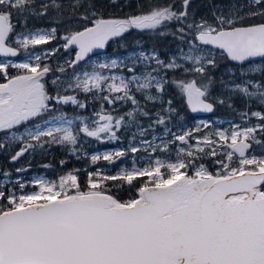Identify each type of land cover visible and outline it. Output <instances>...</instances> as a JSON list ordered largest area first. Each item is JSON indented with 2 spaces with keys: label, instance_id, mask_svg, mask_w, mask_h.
<instances>
[{
  "label": "snow or ice",
  "instance_id": "snow-or-ice-1",
  "mask_svg": "<svg viewBox=\"0 0 264 264\" xmlns=\"http://www.w3.org/2000/svg\"><path fill=\"white\" fill-rule=\"evenodd\" d=\"M191 4L149 3L137 14L106 18L96 0H0V56L27 55L26 62H0V156L16 163L58 145L79 160L88 156L87 138L116 142L121 130L131 132L128 147L93 153L89 162L115 166L133 156L131 167L114 173L83 170V184L79 168L33 180L32 191L20 179L10 188L0 184V264H264V111L239 113L256 118L251 126L221 129L200 120L179 133L168 127L180 116L174 100L191 113L235 111V99L264 109V0L227 11L214 5L211 20L197 19ZM109 7L122 5L109 0ZM34 18L55 26L29 29ZM132 30L171 36L175 48L165 58L155 46H141L126 59L89 63L96 50ZM57 39L60 46L35 51ZM61 48L74 56L57 65L62 75L52 79V94L46 77L54 70L45 61ZM215 50L234 62L219 78ZM89 97L99 102L90 117L62 110L87 109ZM158 126L170 139L146 138ZM174 144V160L152 158L170 156ZM140 152L148 154L146 166H137ZM11 176L0 169V177Z\"/></svg>",
  "mask_w": 264,
  "mask_h": 264
},
{
  "label": "trees",
  "instance_id": "trees-1",
  "mask_svg": "<svg viewBox=\"0 0 264 264\" xmlns=\"http://www.w3.org/2000/svg\"><path fill=\"white\" fill-rule=\"evenodd\" d=\"M63 2L65 4H67L69 2V0H63ZM119 2L121 3L122 7L121 8H115V7H109V0H96L97 6L100 7L102 9V11L104 12L105 17L107 18L108 16H116V17H120L123 18L126 15H130V14H137L140 10V6H147L149 3H171L172 0H119ZM177 7L179 6L180 0H175ZM247 0H192V4L190 6V11H192L193 9L196 10V18L199 19L201 16H205L206 18H208L209 20H211V8L214 5H220L221 7H223L225 9V11H227L228 7L231 6L232 4H235L237 6L241 5V4H246ZM248 9L245 8L244 11H247ZM51 26H55L54 24H52L51 21L46 20V19H30L29 23H28V28L29 29H37V28H43V29H48ZM18 31L20 30L19 28L17 29ZM63 34V28H61L59 30L58 35H62ZM137 41L140 42V45H137ZM63 43L62 40H53L51 43L46 44V45H40L37 46V48L35 49V51H41V50H47V49H52L55 47L60 46ZM143 47L145 50L152 48L153 46H155L156 48L159 49L161 57L165 58L166 54L169 53L171 50H174L175 48V41H173L172 37H166L164 39H158L154 36V34L149 33V32H139L137 30H132L129 33H125L123 37H118L114 40H112L106 47L105 51L102 53V55L105 54H109V55H116V56H121V57H126V55L130 52H134L137 49H140V47ZM31 50V49H30ZM216 51V50H215ZM217 52V56L216 59L220 64L219 69L216 71V76L217 78L220 77L221 73H224L228 68L232 67L233 64H231L230 62H228L222 55H219V51ZM72 56H74V53L70 56L69 53L64 52V50L61 48L60 51L53 57L49 58L48 60H46L45 62L48 63L52 68H53V73H50L47 77H46V82H47V86L49 91L52 94H55V86L52 85L51 81L52 79H54L55 75H62L58 72L55 71V69L57 68L58 64H63V61L65 59H70L72 58ZM97 56H93L91 57V61L89 63L95 62V58ZM23 60H27V55L22 51L17 57L10 59L11 62L13 63H20ZM257 63L261 62V61H256ZM126 74H127V70H123ZM69 72H71V70L69 69ZM10 73L12 75L17 74V70L16 69H10ZM239 75V74H237ZM225 80L228 79L227 76L224 77ZM0 82H3L2 80H0ZM217 92L220 91L219 87H217L216 89ZM68 94H72V93H68ZM93 101V100H92ZM234 103L236 105V110L233 111L232 109L228 108V107H217L216 111L213 112L210 116L208 117H217L220 118L222 120H230L233 121L237 124H241L243 123L244 125H252L257 123V120L255 117H251L250 120H242L240 117V112L242 111H256V110H260V111H264V109L260 108L256 103H252L249 106H245L243 101L241 99H235ZM89 107H92V109L94 111H97V109L99 108V102H95L93 101V103H89ZM174 104L177 106L178 100H174ZM149 107H151V105H149ZM179 108L181 109L180 112V117L183 116L185 120H182L179 117V122L177 117L175 119H173L171 122H169L172 125L173 131H175L178 127V125H180V129L178 131L181 132L183 131V129L187 126L188 129H191L195 126V120L197 118H195L194 116H192L188 111H183L180 105ZM182 111L184 113H182ZM142 123L147 125L148 121L147 119H143ZM185 125V126H183ZM183 126V127H182ZM159 127V126H158ZM215 127V126H213ZM134 130V129H133ZM132 130V131H133ZM118 135L121 136L120 141L122 142V145L127 146L131 139V134L127 133V132H123V130H121V132L118 133ZM120 141H116V142H110V143H106L105 144V148L106 147H118L119 145H121L119 142ZM107 142V141H106ZM137 142V141H135ZM90 143V144H88ZM92 146V147H89ZM102 143L96 142L94 139H86V141L83 142V150L87 151H95V150H101L102 148ZM172 151H171V156L173 157V159H175V150L177 145H171L170 146ZM143 153H137L136 154V160H139V156H141ZM257 154H259V150H257ZM131 153L129 156V158H131ZM165 156L166 154L157 152L156 156ZM127 156V157H128ZM60 160H67L68 163L65 164L63 167L60 165ZM90 160V154H88L87 157L82 156L81 159L77 160L75 157H72L68 154V151L66 148H63L61 146L58 145H53L51 148H48L47 150H40L37 149L36 152L34 153H28L25 154L24 157H22L18 162L16 163H9L5 157L0 156V169H4L7 171H10L12 173V176L10 177V182L7 184H4L5 187L10 188L11 184L14 183V180L19 174H25V175H30L32 173H40L43 175V179H47V180H56L58 178L59 175L64 174L65 172H67L68 170H71L73 168H79L81 169V173H80V178H81V183L83 184L84 180H85V174L83 170H87V171H92L95 168H100L102 169L103 167H105V161H100L98 162L97 165L93 166L90 164L89 162ZM129 163L132 162V160L128 161ZM203 163L206 164V166H209V170L210 171H215L216 167L213 166L211 164L210 160H204L202 161ZM44 165H49V167H44ZM26 167L28 170L26 172L23 173H16L15 172V168L16 167ZM86 166H89L88 168H85ZM117 167V166H116ZM114 168V167H113ZM116 169V168H114ZM6 177H0V181L3 180ZM126 188V186H125ZM27 190H33V187H29L27 186L25 188V191ZM132 195L135 194V190L132 191L131 193ZM120 195L124 198L127 199L129 193L126 190H121Z\"/></svg>",
  "mask_w": 264,
  "mask_h": 264
},
{
  "label": "rangeland",
  "instance_id": "rangeland-1",
  "mask_svg": "<svg viewBox=\"0 0 264 264\" xmlns=\"http://www.w3.org/2000/svg\"><path fill=\"white\" fill-rule=\"evenodd\" d=\"M140 49H137L136 51H139ZM132 52H130V53H128L127 55H126V57H121V56H116V55H109V54H105V55H99V56H97L96 58H95V62H102V61H107V60H109V59H113V58H116V59H126L130 54H131ZM22 62H26V60H23ZM126 70V69H125ZM124 74H126L125 72H124ZM127 75V74H126ZM200 120H205V121H211L212 122V124H213V126H215V127H219V128H221V129H224V128H230V126L232 125V124H237V123H235V122H233V121H230V120H222V119H220V118H217V117H208V116H206V117H201V118H197L196 120H195V123L194 124H196L197 122H199ZM241 125L242 126H245L243 123H241ZM246 126H248V125H246ZM249 126H251V125H249ZM214 127V128H215ZM205 131H207V130H205ZM202 135V134H201ZM153 136H156V137H158V139L155 141L156 143H160V139H163L164 137H162L161 135H159V134H157L156 132H154V133H151L150 135H148L146 138L147 139H149V140H151V139H153ZM136 143H138V141L136 142ZM192 143H194V141L192 142ZM127 148L128 147V145L127 146H125V145H119L117 148H115V149H113V150H117V149H121V148ZM98 153H100V152H98ZM143 154L141 155V156H139V160L141 161L140 163L141 164H138V160H137V166H146V164L148 163V159H147V157H148V155H147V153H144V152H142ZM154 159V158H153ZM130 160H133V156L131 155V158H130ZM126 164H130L129 166H127ZM132 166V162L131 163H125V164H121V165H119V166H117L116 167V169H112L113 168V166H109L108 165V163L105 161V167H103L102 169L103 170H108V171H111V172H114L115 170L117 171L120 167H131ZM39 178H43V175L42 174H38V173H32V174H30V175H25V174H19L15 179H13L14 180V182H15V180L16 179H20L22 182H25L26 183V185L27 186H29V187H32V185H31V182L33 181V180H36V179H39ZM9 181H11L10 180V178H4L3 180H1L0 181V184H7V183H9ZM34 190V189H33ZM27 191H32V190H27Z\"/></svg>",
  "mask_w": 264,
  "mask_h": 264
},
{
  "label": "flooded vegetation",
  "instance_id": "flooded-vegetation-1",
  "mask_svg": "<svg viewBox=\"0 0 264 264\" xmlns=\"http://www.w3.org/2000/svg\"><path fill=\"white\" fill-rule=\"evenodd\" d=\"M79 98L80 99H84V94H80V96H79ZM168 97L166 96L165 97V99H167ZM88 102L89 103H93V101H92V99H91V97H89L88 98ZM178 103H179V105L181 106V102L178 100ZM179 105L177 104V107L179 108ZM105 107L107 108L108 106L107 105H105ZM126 107L127 106H124V107H121V109H120V111H121V113H123V111H125L126 110ZM151 108V107H150ZM64 112H66L67 113V115L69 116V117H75V116H82V117H90L91 115H92V113L94 112V110L92 109V107H88L87 109H83V110H81V109H74L71 105H69V106H64V108L62 109ZM99 110V108L97 109V111ZM182 110L183 111H188L186 108H182ZM153 111H155V109H153ZM182 111V113H184ZM180 112H181V109H180ZM189 112V111H188ZM181 115V114H180ZM180 117V116H179ZM179 117H177V119H178V122L180 121L179 120ZM182 120H185L184 119V117L183 116H181L180 117ZM195 118H197V117H195ZM76 124H79V120H77L76 121ZM183 126H185V125H183ZM182 126V127H183ZM168 127L173 131V128H172V125L169 123L168 124ZM178 128L174 131V132H177L178 133V131H179V129H180V125H178L177 126ZM134 129V128H133ZM132 129V130H133ZM185 129H188V127L186 126L183 130H185ZM131 130V131H132ZM133 131H135V129L133 130ZM123 132H125L124 130H123ZM154 132H156L157 134H159V135H161L162 137H164L163 139L164 140H167V139H170V136H168L166 133H165V131H164V128H163V126H159V127H157L156 129H155V131ZM154 132H152V133H154ZM127 133H130L131 134V132H127ZM88 139H91V140H93V138H88ZM100 143V142H99ZM106 143H110V142H103L102 143V148H101V150H95V151H90V150H87L86 152L88 153V154H93V153H98V152H104V151H110V150H113V149H115L116 148V146H114V147H106L105 148V144ZM113 143V142H112ZM120 144L122 143L121 141L119 142ZM178 143V142H177ZM88 144H90V143H88ZM114 144V143H113ZM128 145H129V143H127ZM89 147H92V146H89ZM124 149H126V147L124 148ZM85 151V150H84ZM128 155H130V153L128 154ZM148 155V154H147ZM156 157V153L155 154H153V157L152 158H155ZM160 158H162V159H169V158H171V159H173V157L170 155H165V156H159ZM130 160V158H129V156L127 157H124V158H122V160H120L119 162H117L116 164H115V166H113L114 168H116V166H119V165H121V164H125V163H128V161ZM174 160V159H173ZM141 161L140 160H138V164H141L140 163ZM127 166H129L130 164H126ZM89 166H86L85 168H88ZM114 168H112V169H114ZM114 172H116V170L114 171ZM113 172V173H114Z\"/></svg>",
  "mask_w": 264,
  "mask_h": 264
},
{
  "label": "water",
  "instance_id": "water-1",
  "mask_svg": "<svg viewBox=\"0 0 264 264\" xmlns=\"http://www.w3.org/2000/svg\"><path fill=\"white\" fill-rule=\"evenodd\" d=\"M118 38V37H117ZM114 39H116V38H114ZM113 39V40H114ZM112 41V40H111ZM111 41H109V43L111 42ZM108 43V44H109ZM107 47V46H106ZM106 49V48H105ZM105 49H98V50H96V52L97 53H99V55L100 54H102L104 51H105ZM216 51H219V50H216ZM92 56H95V55H92ZM11 58H15V57H2V56H0V59H11ZM255 61H261V58H255ZM229 62V61H228ZM231 64H234V62H230ZM189 113L192 115V116H194V117H206V116H210L212 113H191L190 111H189Z\"/></svg>",
  "mask_w": 264,
  "mask_h": 264
},
{
  "label": "built area",
  "instance_id": "built-area-1",
  "mask_svg": "<svg viewBox=\"0 0 264 264\" xmlns=\"http://www.w3.org/2000/svg\"><path fill=\"white\" fill-rule=\"evenodd\" d=\"M0 62H3V61H0Z\"/></svg>",
  "mask_w": 264,
  "mask_h": 264
}]
</instances>
